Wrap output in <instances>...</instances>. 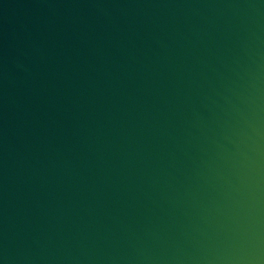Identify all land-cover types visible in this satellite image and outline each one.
<instances>
[{
	"label": "water",
	"instance_id": "obj_1",
	"mask_svg": "<svg viewBox=\"0 0 264 264\" xmlns=\"http://www.w3.org/2000/svg\"><path fill=\"white\" fill-rule=\"evenodd\" d=\"M0 264H264V0H0Z\"/></svg>",
	"mask_w": 264,
	"mask_h": 264
}]
</instances>
